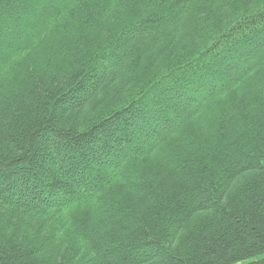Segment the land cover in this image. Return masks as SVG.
Here are the masks:
<instances>
[{
	"label": "trees",
	"instance_id": "1",
	"mask_svg": "<svg viewBox=\"0 0 264 264\" xmlns=\"http://www.w3.org/2000/svg\"><path fill=\"white\" fill-rule=\"evenodd\" d=\"M0 264H264V0H0Z\"/></svg>",
	"mask_w": 264,
	"mask_h": 264
}]
</instances>
